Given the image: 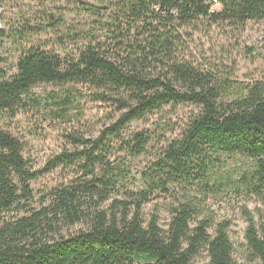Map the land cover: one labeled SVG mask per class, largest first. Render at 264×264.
<instances>
[{
  "label": "trees",
  "instance_id": "trees-1",
  "mask_svg": "<svg viewBox=\"0 0 264 264\" xmlns=\"http://www.w3.org/2000/svg\"><path fill=\"white\" fill-rule=\"evenodd\" d=\"M19 1L0 0V23L4 7ZM51 1L57 19L44 29H0V64L15 60L14 73L0 68V121L44 106L71 118L83 100L114 115L96 138L68 136L77 149L40 171L20 139L0 129V264H192L203 252L207 264H242L230 223H217L209 205L224 193L261 206L241 208L243 264H264V226L256 222L264 210V79L236 80L197 44L202 25L242 31L264 23V0ZM42 34L53 43L30 40ZM40 83L74 93L37 103L31 93ZM180 105L195 111L179 136L133 176L130 161L145 157L151 140L130 127ZM115 155L121 163L111 162ZM226 157L246 163L227 169ZM60 168L73 178L35 191L32 182Z\"/></svg>",
  "mask_w": 264,
  "mask_h": 264
},
{
  "label": "rangeland",
  "instance_id": "rangeland-1",
  "mask_svg": "<svg viewBox=\"0 0 264 264\" xmlns=\"http://www.w3.org/2000/svg\"><path fill=\"white\" fill-rule=\"evenodd\" d=\"M56 7L57 5L51 0H20L15 4L6 5L1 12L3 22L0 23V29H6L9 35H14L17 30H34L38 27L44 29L50 23L49 19H57ZM214 10L219 12L221 7L216 6ZM200 28L201 34L197 36L199 51L213 63L223 64L228 70L233 71L236 75L235 79L242 83L264 79V23L249 22L242 31L229 30L225 27L209 28L205 25ZM30 40L46 45L53 43L45 34ZM3 57L8 59L7 56ZM14 65L15 60L11 58L9 63L0 64V68L9 69L12 74L15 71ZM70 93H74L73 86L40 83L33 87L31 97L38 101L37 103L46 104L51 99H60ZM44 108L47 106L42 110L31 108L20 111L15 117L5 115L0 121V129L17 137L23 143V155L34 171L43 169L46 162L54 156L77 149L67 139L68 136L96 138L104 127L111 123L114 115L108 107L88 103L86 100L76 106L75 114H71V118L50 114L51 110L46 111ZM194 111L195 107L191 105L169 107L148 120L134 123L130 127L133 133L147 132L151 140L147 155L137 161H130L133 176L164 153L169 143L179 136L184 123ZM122 159L119 155H115L111 158V162L118 164ZM225 161L227 169L231 170L246 163L242 157H226ZM73 175L72 169L60 168L40 176L38 180L32 182V187L37 192H45L56 185L69 182ZM209 205L213 219L217 223H230L228 234L234 246V259L238 263H246L248 248L245 234L248 224L241 208L247 207L253 213H257L256 208L261 206L254 200L243 199L234 193L213 197ZM262 211V218L256 215L259 228L264 226V210ZM153 212L154 205L145 208L147 216H151ZM160 217L161 224L167 225L169 216L161 213ZM79 228L76 227L71 232H76ZM208 262V256L203 252L193 259L192 264Z\"/></svg>",
  "mask_w": 264,
  "mask_h": 264
}]
</instances>
